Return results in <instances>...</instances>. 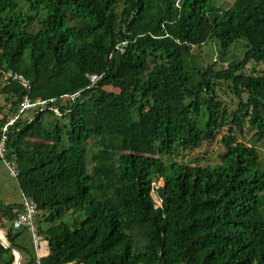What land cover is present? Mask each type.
Here are the masks:
<instances>
[{
    "label": "trees",
    "instance_id": "16d2710c",
    "mask_svg": "<svg viewBox=\"0 0 264 264\" xmlns=\"http://www.w3.org/2000/svg\"><path fill=\"white\" fill-rule=\"evenodd\" d=\"M0 96V125L23 97L59 112L22 111L0 156L40 264H264V163L236 138L264 141V0H0ZM222 127L213 161L169 158ZM21 201L0 199V264L27 253Z\"/></svg>",
    "mask_w": 264,
    "mask_h": 264
},
{
    "label": "rangeland",
    "instance_id": "374dc122",
    "mask_svg": "<svg viewBox=\"0 0 264 264\" xmlns=\"http://www.w3.org/2000/svg\"><path fill=\"white\" fill-rule=\"evenodd\" d=\"M209 1L215 5H221L225 2L228 3L229 0H209ZM205 48H206L205 46H201L202 51H204ZM230 51L233 54L232 56L229 57L239 56L241 54V47L238 44L233 45L230 47ZM216 57L217 56H215V54H212L211 60ZM229 60L226 59L225 61H223V64H226ZM247 69H248V65L245 66V70ZM1 105H3L2 96H0V106ZM5 110L6 107H4L2 111L0 110V117L3 113H5ZM225 133H227L226 127H222L212 141L210 142L203 141L200 144V146L195 147L191 150H178L177 152H174L169 158L172 160L191 161L199 164H203L205 162H211L217 157V154L220 153L223 149L221 136ZM250 134H251L250 131L242 135L236 134V138L237 140L242 141L245 144L254 145L259 153V157L262 159V162L264 163V141L253 140ZM169 158H167L166 160L167 161L170 160ZM5 162L6 161L4 159L0 158V199L6 203H17L21 201V195L16 186L15 179L9 172V169L5 164ZM66 218L67 217L65 216V219ZM16 231H17L16 229H13V232ZM25 231L26 232L21 231L19 235H17V237L14 239V242L18 246H21L27 250V253L23 251L20 252V254L23 257L26 254H32L34 251L30 233L27 230ZM0 235H1L0 240L3 243L7 244L2 229H0ZM1 241L0 243H2ZM38 246L42 251H46L48 249L47 242L45 240H40ZM12 254L14 257H17V254L14 250H12ZM68 264H73V263H68Z\"/></svg>",
    "mask_w": 264,
    "mask_h": 264
},
{
    "label": "built area",
    "instance_id": "2783aa9c",
    "mask_svg": "<svg viewBox=\"0 0 264 264\" xmlns=\"http://www.w3.org/2000/svg\"><path fill=\"white\" fill-rule=\"evenodd\" d=\"M6 76L11 77L12 80L17 81L18 83L22 84L23 86H26L27 81L23 79L20 75L11 74L8 72ZM89 79V85H93L96 80H98V76L95 74H90L88 76ZM79 91H75L71 94H64V98L68 97L69 99H74L78 95ZM53 101V98L49 99H39L35 98L33 100L23 97L22 100L17 104L16 111L13 113V115L8 116L5 118L4 122L0 125V156L3 155L4 152V139H5V133L7 132V128L9 125L12 124V122L15 120V118L24 110H35L40 111L46 108L51 109L55 114H59L56 107L49 106V103ZM5 164L7 165L9 172L14 177L16 175L15 166L13 163V160H5ZM22 209L18 212H16L15 216L12 218V220L9 222V225L12 229H25L30 233L32 243L34 247L37 250V244L40 241L41 237L38 235L36 226H35V214H36V207L35 203L31 199H22L21 201ZM16 258V257H14ZM31 264H40L39 257L34 256Z\"/></svg>",
    "mask_w": 264,
    "mask_h": 264
},
{
    "label": "crops",
    "instance_id": "0c3cea01",
    "mask_svg": "<svg viewBox=\"0 0 264 264\" xmlns=\"http://www.w3.org/2000/svg\"><path fill=\"white\" fill-rule=\"evenodd\" d=\"M26 232L25 231V229H21V230H17L16 232H18V235H19V233L20 232ZM40 240H44V239H42V237H41V239ZM39 243V242H38ZM48 246V245H47ZM33 248H34V251H33V253L32 254H30V255H32V256H38V257H42V256H45L47 253H48V249L46 250V251H42L40 248H39V246H38V244H37V250H36V248L34 247V245H33ZM15 251V250H14ZM16 252V254H17V256L19 257V260L23 257L19 252H17V251H15ZM25 257V256H24Z\"/></svg>",
    "mask_w": 264,
    "mask_h": 264
},
{
    "label": "water",
    "instance_id": "95a60500",
    "mask_svg": "<svg viewBox=\"0 0 264 264\" xmlns=\"http://www.w3.org/2000/svg\"><path fill=\"white\" fill-rule=\"evenodd\" d=\"M0 241H1V240H0ZM1 242H2V241H1ZM1 244H2L4 247H7V244H5V243H3V242H2ZM18 261H19V257L17 256L12 264H17Z\"/></svg>",
    "mask_w": 264,
    "mask_h": 264
},
{
    "label": "bare ground",
    "instance_id": "6f19581e",
    "mask_svg": "<svg viewBox=\"0 0 264 264\" xmlns=\"http://www.w3.org/2000/svg\"><path fill=\"white\" fill-rule=\"evenodd\" d=\"M0 237H1V235H0Z\"/></svg>",
    "mask_w": 264,
    "mask_h": 264
}]
</instances>
